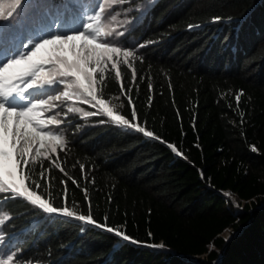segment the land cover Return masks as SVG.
Returning a JSON list of instances; mask_svg holds the SVG:
<instances>
[{
    "label": "trees",
    "instance_id": "trees-1",
    "mask_svg": "<svg viewBox=\"0 0 264 264\" xmlns=\"http://www.w3.org/2000/svg\"><path fill=\"white\" fill-rule=\"evenodd\" d=\"M34 1L31 15L23 11L0 24V53L17 37L24 43L16 48L20 57L38 41L80 32L92 37L86 46L101 49L102 0ZM124 40L132 42L126 47L132 55L116 69L97 71V95L153 136L90 108L97 114L63 117L62 107L43 113L66 121L47 126L65 144L48 153L52 141L45 139L42 148L34 143L30 164L22 166L25 184L74 216L4 194L8 218L0 229L15 262L264 264V0H155ZM45 55L42 48L33 58ZM46 86L43 93L19 90L15 109L52 100L62 82ZM41 172L43 187H32ZM223 191L235 194L239 205ZM226 229L232 230L228 238Z\"/></svg>",
    "mask_w": 264,
    "mask_h": 264
},
{
    "label": "snow or ice",
    "instance_id": "snow-or-ice-1",
    "mask_svg": "<svg viewBox=\"0 0 264 264\" xmlns=\"http://www.w3.org/2000/svg\"><path fill=\"white\" fill-rule=\"evenodd\" d=\"M21 0H13L11 10L5 14L0 11V19H6L11 16L16 8L19 6ZM98 8H103V5H99ZM216 21L221 18L216 17ZM91 27V25H87ZM191 27V26H190ZM121 35L123 33H120ZM76 41H82L77 48ZM92 42V37L87 35L86 32H80L78 34L69 35L67 37L55 36L50 39H44L34 49L27 54L21 55L19 58L12 59L7 62L3 67H0V96H8L18 90H27L32 88L34 85L39 83H52L54 81L65 83V79L68 77H74L72 83H67L66 88L74 91H79L80 96L85 100L86 103L95 101V104L99 105L102 110V114L106 116H112V109L107 107L103 99H98L96 92L94 91V85L96 84L95 74L97 71L96 67H91L92 64L97 66L100 65L103 57L95 52L93 49L91 52L86 47V44ZM119 43V41H116ZM112 41H105L102 44H96V48H103L108 53H116L119 48L111 47ZM46 45H69L68 51L71 52L74 59L69 62L67 56L54 55L49 56L46 60L41 59L39 61L34 60L33 57L44 48ZM123 46V45H122ZM124 55H132L131 52H125ZM59 65L55 67L54 71H45L46 65ZM19 66V67H17ZM11 70V71H10ZM103 69H100V73H103ZM120 75L119 72L116 73ZM135 79V72L132 74ZM31 78V82L25 80V78ZM60 77L61 79H57ZM101 81L103 82V76L101 75ZM129 92L131 89L128 90ZM71 92L68 90L62 91V93L52 100L40 101L32 104L26 110H17L9 108L4 104L0 103V168H3L6 162H11V169L7 172L8 176H13L14 169L20 168L23 171L22 165H29L28 159L29 154L33 151L34 143H39V146L44 147L43 141L48 139L52 141L50 151H56L59 145L65 144L64 137L57 134L56 132L47 130L48 125L60 126L65 124L66 121L58 118L59 113L53 114L50 118H42V114L50 112L53 108L59 107L55 104V101L59 100L63 103L64 99L71 98ZM90 98V99H89ZM151 99V98H150ZM237 101L240 100V95L236 96ZM131 102V101H130ZM70 113L76 112L77 109L69 108ZM94 112H86V116L96 115ZM137 115L136 111L133 110L131 116L135 118ZM114 122L117 125L126 126L130 129H135L139 133H143L146 137H152L151 131H146L144 127H139L136 124L130 123L128 119H124L123 116H116ZM104 123L103 120L100 121ZM59 128L57 129V132ZM169 148L173 152H177L176 147L169 144ZM253 151L256 148L252 147ZM38 151V149H37ZM178 155L180 153H177ZM55 168L64 172V168L59 163L54 165ZM83 167V165H81ZM41 180L34 183L32 187H43V178L45 173L41 172ZM21 184L27 176L21 175ZM75 183V181H73ZM6 194L9 198L12 197H27L33 205H39V208L47 213H62L65 217H73L74 213L69 211L67 208L58 209L53 207L51 204L46 203L41 199L35 191H30L27 187H18L15 183L10 180H5L4 176L0 174V195ZM87 193L85 192V195ZM228 195V194H226ZM110 199V198H109ZM80 221H86L89 224L93 223V218L87 215H80L78 217ZM4 223V219H0V225ZM105 227V225H98ZM107 230L113 232L112 227H107ZM115 235L122 239L137 242L132 240L123 231H115ZM156 247H164L163 244L156 245ZM7 264H15L13 256H11ZM23 264V262H21Z\"/></svg>",
    "mask_w": 264,
    "mask_h": 264
},
{
    "label": "rangeland",
    "instance_id": "rangeland-1",
    "mask_svg": "<svg viewBox=\"0 0 264 264\" xmlns=\"http://www.w3.org/2000/svg\"><path fill=\"white\" fill-rule=\"evenodd\" d=\"M153 1H155V0H136L135 3H132L131 5H126V3H129V2H125L123 0H102V5H103L102 10L104 13V25H103V30L101 32V37L104 41H112L110 46L119 48V51L116 53H108L103 48H101L100 50H97L90 45H89V47L86 46L90 52L94 49L97 54H99L103 57L99 66L92 64L91 67H96L97 71L101 67L107 68V69L108 68L116 69V65H117V62L119 60H121V59L126 60L127 59V57L129 55L128 56L124 55L125 52H128L126 47L132 46L133 44L129 40H127V42L125 43V40H124L125 34L128 31V29L130 28V26L134 23V20L137 17H139ZM12 2H13V0H0V11H3L5 14H7V12L11 10ZM35 2L36 1H34V0H21L19 6L16 8V10L13 12V14L11 16H8L6 19H0V24H5L7 21L11 20L15 16L23 14V11L24 12L28 11L29 12L28 14L31 15V13L35 10L33 7V6H35V5H33ZM30 18H31V16H30ZM21 25H22V23H19L18 26H16V29L14 30L15 33L18 31V29H19V27H21ZM24 26H26V24H24ZM120 33H123V34L121 35ZM10 35H9V40H10ZM12 35L14 36V34H12ZM116 41H119V43H117ZM11 42L14 43V39H12ZM40 42H42V41L36 42L35 46L38 45ZM2 43L5 44L4 41H2ZM75 44L77 45V48H79V45L81 43L75 42ZM15 45L17 46L18 44H15ZM25 46H27V43L25 44ZM28 48H31V47L29 46ZM68 48H69V45H62V46L61 45H46L43 49H46L48 55L44 56V60H46L49 56L61 55V56H67L68 61L71 62L74 59V57L72 56L71 52L68 51ZM16 58H19V54L13 55V56L1 55L0 56V67H3L7 62H9L12 59H16ZM41 59H43V58L37 57L34 60L39 61ZM17 67H19V66H17ZM55 67H59V65H56ZM55 67L53 65L49 64V65H46L45 70L54 71ZM97 71H96V74H97ZM58 78L61 79L60 77H57V79ZM74 79H75L74 77L66 78L65 83L64 84L62 83V86H61L62 89H61L60 94L64 90H68L69 92L72 93L70 99H64L63 103L61 101L58 102L59 107H62L65 109V111L62 112L63 113L62 116L66 117L67 115H69V113H70L68 111L69 108L77 109L76 112H72L71 114L77 113V114H80L81 116H86L85 113L89 112V108L92 109V111L94 110V111L102 112L99 105L95 104V101L86 103L85 100L80 96L79 91H74L72 89L66 88V84L72 83L74 81ZM46 85H47V83H39V84L34 85L32 88L28 89V91L31 92L32 94L33 93L36 94L38 92L43 93L44 91H49L48 89H46L48 87ZM94 91L97 94L96 84L94 85ZM97 97H98V95H97ZM98 99H103V98L98 97ZM17 100H18L17 91L9 94L8 96H0V103L4 104L5 106H7L9 108L15 109L14 105H15ZM103 100L105 101L106 106L112 109L109 101L105 100V99H103ZM116 116H118V115H116L113 112V115L108 116V117H110L114 120V118ZM132 124H134V123H132ZM49 149H50V147L48 148L47 152L48 153L52 152ZM30 155H31V153L29 154L28 158L30 157ZM9 169H11V162H6L3 166V168H0V174H2L4 176V179L12 181L18 187H26V184H25L26 180H24L23 183L21 184V180L19 178L21 175L25 176L23 171H21L20 168H16L13 170L15 174L10 177L7 175V172L9 171ZM226 194H228V195H226ZM223 195L227 198H231V200L236 204V206L239 205V203H238L239 200L237 199L235 194H233L232 192L223 191ZM3 197H5V196L0 195V219L6 220L8 218V214L4 210H2V208H1V203L4 199ZM25 198L27 199V197H25ZM42 200H44V199H42ZM44 201L46 203H48L46 200H44ZM231 234H232L231 229H226L223 232V236L225 238H228L229 236H231ZM6 241H7V239H5V236L1 232V229H0V264H7L8 259L11 256H13V253L8 250V245H6ZM15 264H18V263L15 262Z\"/></svg>",
    "mask_w": 264,
    "mask_h": 264
}]
</instances>
